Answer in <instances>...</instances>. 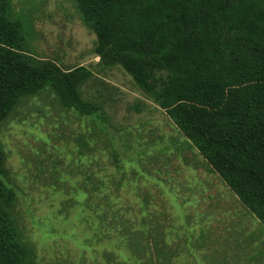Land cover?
<instances>
[{
  "label": "trees",
  "instance_id": "obj_1",
  "mask_svg": "<svg viewBox=\"0 0 264 264\" xmlns=\"http://www.w3.org/2000/svg\"><path fill=\"white\" fill-rule=\"evenodd\" d=\"M71 1L95 35L97 73L103 78L120 71L121 86L96 77L92 67L64 69L32 57L20 22L11 17V0H0V125L21 99L46 87L63 109L101 123L108 120L105 108H119L126 94L137 93L141 97L127 103L126 115L162 110L264 227V0H68L66 6ZM91 135L81 132L69 142L89 156L97 151ZM121 145L132 149L128 138ZM109 158L121 170L118 151ZM65 163L71 174L83 176L82 204L90 218L124 235L135 229L122 219L125 210L103 194L101 178L96 182L80 164ZM31 172L28 181L48 190L50 177ZM109 178L106 186L118 190L121 182ZM16 186L0 142V264H39ZM50 192L58 200L52 218L64 220L76 196L58 185Z\"/></svg>",
  "mask_w": 264,
  "mask_h": 264
},
{
  "label": "rangeland",
  "instance_id": "obj_2",
  "mask_svg": "<svg viewBox=\"0 0 264 264\" xmlns=\"http://www.w3.org/2000/svg\"><path fill=\"white\" fill-rule=\"evenodd\" d=\"M65 1L11 0V17L20 22L32 57L53 60L64 69L92 67L96 77L102 78L94 67L95 35L72 1L69 6ZM54 2H58L59 11ZM102 79L115 86L123 81L115 69ZM140 97L129 93L119 108H105L108 120L101 123L63 109L46 87L21 99L0 125L6 166L17 183V208L23 212L38 263L264 264L262 224L162 110L126 115L127 103ZM131 128L132 134L127 130ZM81 132L92 133L96 146L92 150L97 148L94 154L82 156L74 142H69ZM124 138L131 141L130 152L121 148ZM112 150L118 151L121 170L111 163ZM69 160L80 164V171L96 182L101 178L103 194L125 210L122 219L133 225V231L124 235L120 229L101 226L98 219L89 217L82 204L83 176L65 168ZM95 161L99 165L93 164ZM33 170L50 177L48 190L28 181ZM109 176L121 182L118 190L106 186ZM30 184L36 188L31 189ZM54 184L72 199L76 196V203L69 201L70 212L64 220L52 218L58 202L50 192Z\"/></svg>",
  "mask_w": 264,
  "mask_h": 264
}]
</instances>
